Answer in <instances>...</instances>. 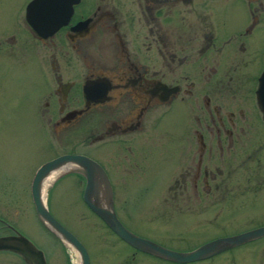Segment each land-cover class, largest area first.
I'll return each instance as SVG.
<instances>
[{"label":"flooded vegetation","instance_id":"flooded-vegetation-1","mask_svg":"<svg viewBox=\"0 0 264 264\" xmlns=\"http://www.w3.org/2000/svg\"><path fill=\"white\" fill-rule=\"evenodd\" d=\"M28 2L0 0V56L23 81L15 89L0 76V129L10 123L0 150L16 106L20 119L47 123L62 149L26 151L14 164L24 169L0 171V236H26L46 264L47 237L66 250L36 210L32 181L67 152L99 162L119 219L162 245L188 250L264 224V0H75L47 36L28 22ZM69 173L56 201L87 205L85 175ZM49 195L50 212L76 235ZM88 208L133 257L177 264L130 244ZM29 255L20 243L2 247L0 264H35ZM193 261L264 264V234L179 264Z\"/></svg>","mask_w":264,"mask_h":264},{"label":"water","instance_id":"water-1","mask_svg":"<svg viewBox=\"0 0 264 264\" xmlns=\"http://www.w3.org/2000/svg\"><path fill=\"white\" fill-rule=\"evenodd\" d=\"M75 0H30L26 6V17L31 26L41 35L47 36L65 23L72 12ZM79 171L85 175L86 183L83 198L88 206L96 212L119 236L130 244L155 255L177 262L208 257L216 252L264 234V224L229 235H222L204 241L188 250H178L129 229L117 216L114 210L112 186L99 162L81 153H62L45 161L35 172L32 181V193L39 216L52 231L65 243L74 247L79 253V264H90L89 252L84 243L65 227L49 210L42 194L44 179L54 170ZM62 173V172H61ZM22 244V250L29 252V258L35 264H46L44 257L36 259V247L24 235L0 236V248Z\"/></svg>","mask_w":264,"mask_h":264},{"label":"rangeland","instance_id":"rangeland-1","mask_svg":"<svg viewBox=\"0 0 264 264\" xmlns=\"http://www.w3.org/2000/svg\"><path fill=\"white\" fill-rule=\"evenodd\" d=\"M5 67L6 59L0 56V76H5L10 79L12 77L13 84L15 85L14 88L16 89L17 83L19 84L23 81L22 79H17L19 75L16 69L15 71L9 70L6 72ZM17 110L18 108L16 106L14 110L15 119L12 124L13 134L7 135L4 139H7L6 148L0 150V171L2 173L8 170L11 171V167L14 168L13 172L24 169L17 168L14 164L22 162L21 154L26 151H44L47 156H50L53 155L56 150L61 151L59 149H62L50 133L51 129L49 132L47 123L20 119L17 115L19 112ZM5 122L6 121H4V127L2 128L7 130L6 127H9L10 123L7 126ZM12 154L13 156L11 157ZM61 172L63 171L58 172L54 176V180H52L46 189L47 192L50 191L49 206L56 215L73 228L76 235L85 244L90 256V264H143L146 263V261L149 262L146 264H166L161 260H148L139 254L133 257L132 249L115 233L109 231L101 224L97 216L91 212L81 198H78L75 202L70 204H65L64 200L63 203L56 201L58 190L64 186L71 175L69 172ZM69 208L75 211L76 214H66L65 210ZM143 233L145 234L147 231H143ZM46 244L48 249L52 250L50 253L51 264H69V262L70 264H76L79 260L75 248L68 244H66L65 250L60 244L50 241L48 237ZM199 263V261L189 262V264Z\"/></svg>","mask_w":264,"mask_h":264},{"label":"bare ground","instance_id":"bare-ground-1","mask_svg":"<svg viewBox=\"0 0 264 264\" xmlns=\"http://www.w3.org/2000/svg\"><path fill=\"white\" fill-rule=\"evenodd\" d=\"M62 170H64V168H58V169H56V170H54V171H52L45 179H44V181H43V183H42V191H43V196H45V194H46V189H47V187L50 185V183L52 182V180H54V176L58 173V172H60V171H62ZM79 260L76 262V264H79Z\"/></svg>","mask_w":264,"mask_h":264}]
</instances>
